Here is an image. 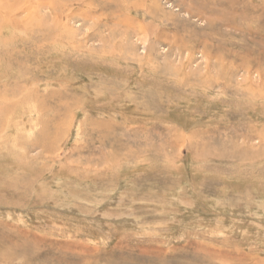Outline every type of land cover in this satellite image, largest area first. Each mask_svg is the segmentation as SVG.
<instances>
[{
    "label": "rangeland",
    "instance_id": "rangeland-1",
    "mask_svg": "<svg viewBox=\"0 0 264 264\" xmlns=\"http://www.w3.org/2000/svg\"><path fill=\"white\" fill-rule=\"evenodd\" d=\"M0 232V264H264V0H0Z\"/></svg>",
    "mask_w": 264,
    "mask_h": 264
},
{
    "label": "bare ground",
    "instance_id": "bare-ground-1",
    "mask_svg": "<svg viewBox=\"0 0 264 264\" xmlns=\"http://www.w3.org/2000/svg\"><path fill=\"white\" fill-rule=\"evenodd\" d=\"M15 231H16V230H15ZM10 235H11V234H7V233H2V232H0V247H3V241H5V244H4L5 246H6V244H7V246H9L8 244H10V243L12 242V240L14 241L15 237L18 236V235L15 236V235L12 234L13 236H15L14 239H12V237H11ZM19 235H20V234H19ZM27 235H28V234H27ZM29 235H30V234H29ZM9 237H10L12 240H11ZM18 237H19V236H18ZM18 237H17V238H18ZM25 237H26V235H25ZM20 239H22V238H20ZM20 239H18V240H20ZM25 239H26V238H25ZM25 239H23V240H25ZM41 239H42V238H40V240H41ZM40 240H39V242H41ZM28 242H29V241H28ZM33 242L35 243V241H33ZM17 243H18V242H17ZM21 243H22V242H21ZM12 244H13V242H12ZM19 244H20V243H19ZM38 244H39V243H38ZM39 245H40V244H39ZM14 246H16V245H15V244L10 245L11 248H10V247H9V248H10V249L13 248V250H14V249H15ZM27 246H28V245H26V247H27ZM29 246H30V245H29ZM31 246H32V245H31ZM39 247H40V246H39ZM50 247H51V246H50ZM30 248H31V247H30ZM40 248H41V247H40ZM43 248H44V247H43ZM43 248H41V249H43ZM3 249H4V248H3ZM7 249H8V248H7ZM7 249H6V250H7ZM26 249H27V248H26ZM26 249H25V250H26ZM34 249H36V248L34 247ZM47 249H48V248H47ZM18 250H19V249H18ZM53 250H54V249H53ZM1 251H2V250H1ZM34 251H36V250H34ZM3 252H4V251H3ZM10 252H11V250H10ZM12 252H13V251H12ZM12 252L10 253L11 256H13V253H12ZM39 252L41 253V251H38V253H39ZM50 252H52V251H50ZM66 252H67V251H66ZM16 253H18V255L15 254L14 256H16V255H17V256H20V254H21L20 251H19V252H16ZM38 253H37V255L34 253V254L36 255V258H34V259H35V262H36L37 259H38V257H37V256H38ZM52 253H53V252H52ZM55 253H56V252H55ZM55 253H53V254H55ZM3 254H5V253H3ZM3 254L0 253V260L7 259V258H3V257H4ZM10 254H8V256H9ZM5 255H7V254H5ZM21 255L23 256L24 254H21ZM55 255H57V254H55ZM58 255H59V254H58ZM58 255H57L56 257H58ZM11 256H9V257H11ZM17 256H16V257H17ZM25 256H26V255H25ZM27 256H28V255H27ZM43 256H44V255H43ZM45 256H46V255H45ZM51 256H52V255H51ZM60 256H61V255H60ZM16 257H15V258H16ZM34 257H35V256H34ZM46 257H47V256H46ZM48 257H49V255H48ZM48 257H47V259H48ZM42 258H43V260H46V259H44V257H42ZM42 258H41V259H42ZM52 258H53V256H52ZM9 259H10V258H9ZM13 259H14V257L12 258V260H13ZM50 259H51V258H50ZM54 259H55V258H54ZM62 259H63V258H62ZM7 260H8V259H7ZM63 260H64V259H63ZM50 261H51V260H50ZM56 261H57V260H56ZM4 262H5V261H4ZM41 262H42V260H40V263H41ZM29 263H30V262H29ZM56 263H57V262H56ZM36 264H38V263H36ZM42 264H43V262H42ZM44 264H45V263H44ZM58 264H59V263H58ZM68 264H69V263H68Z\"/></svg>",
    "mask_w": 264,
    "mask_h": 264
}]
</instances>
